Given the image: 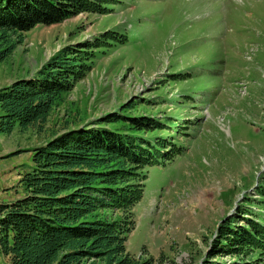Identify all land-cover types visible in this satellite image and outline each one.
<instances>
[{"label": "rangeland", "instance_id": "rangeland-1", "mask_svg": "<svg viewBox=\"0 0 264 264\" xmlns=\"http://www.w3.org/2000/svg\"><path fill=\"white\" fill-rule=\"evenodd\" d=\"M103 5L108 13L78 12L22 32L0 62L3 87L105 30L125 36L81 56L78 77L40 129L0 131V202L24 193L19 179L33 146L114 113L104 127L160 151L157 162L141 168L142 194L130 216L116 207L96 211L111 220L128 218L127 252L152 264L247 260L243 253H211L220 246L221 226L231 216L239 220L241 208L264 214V0ZM131 117L165 127L136 128ZM1 255L0 264H8Z\"/></svg>", "mask_w": 264, "mask_h": 264}, {"label": "trees", "instance_id": "trees-1", "mask_svg": "<svg viewBox=\"0 0 264 264\" xmlns=\"http://www.w3.org/2000/svg\"><path fill=\"white\" fill-rule=\"evenodd\" d=\"M106 1L0 0V62L22 32L78 12L108 13ZM124 39L123 34L105 30L91 43L58 52L35 75L0 87V131L9 133L15 125L40 129L56 99L78 77L81 56L92 57V49ZM115 119L114 113L101 116L89 126L65 129L30 149V164L19 179L24 193L0 202V253L9 264H152L149 257L137 260L127 252L125 242L132 229L128 218L111 220L96 214L116 207L130 216L142 194L141 168L160 156L152 144L104 127ZM129 120L136 128L165 127L150 117ZM260 193L264 195V190ZM239 213V220L231 216L221 226L220 246L211 255L243 253L249 258L235 264H260L264 214L251 208Z\"/></svg>", "mask_w": 264, "mask_h": 264}, {"label": "crops", "instance_id": "crops-1", "mask_svg": "<svg viewBox=\"0 0 264 264\" xmlns=\"http://www.w3.org/2000/svg\"><path fill=\"white\" fill-rule=\"evenodd\" d=\"M15 199V198H14ZM13 200V199H12ZM9 202V201H8ZM1 254V253H0ZM1 256H3V255H1ZM3 258L7 261V263H8V258L6 257V256H3ZM9 264V263H8Z\"/></svg>", "mask_w": 264, "mask_h": 264}]
</instances>
